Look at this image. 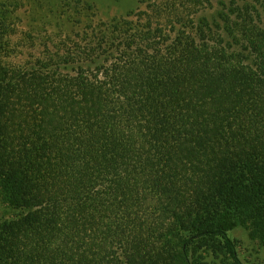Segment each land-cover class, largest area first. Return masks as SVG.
Here are the masks:
<instances>
[{
  "label": "trees",
  "instance_id": "16d2710c",
  "mask_svg": "<svg viewBox=\"0 0 264 264\" xmlns=\"http://www.w3.org/2000/svg\"><path fill=\"white\" fill-rule=\"evenodd\" d=\"M136 1L67 51L73 77L0 42V264H245L238 226L264 244V0Z\"/></svg>",
  "mask_w": 264,
  "mask_h": 264
},
{
  "label": "rangeland",
  "instance_id": "374dc122",
  "mask_svg": "<svg viewBox=\"0 0 264 264\" xmlns=\"http://www.w3.org/2000/svg\"><path fill=\"white\" fill-rule=\"evenodd\" d=\"M137 8L143 6L136 0H0V42L10 48L3 52V60L30 67L39 58H48L45 62L53 64L58 55L67 64L50 67L54 76L73 77L81 60L67 51L96 46L98 28L108 32L118 20H134L132 12ZM101 51L94 56L96 61L105 57ZM82 69L87 75L95 73L94 66L87 63H82ZM1 208L0 203V214ZM251 230L238 226L231 232L245 264H264V244Z\"/></svg>",
  "mask_w": 264,
  "mask_h": 264
}]
</instances>
